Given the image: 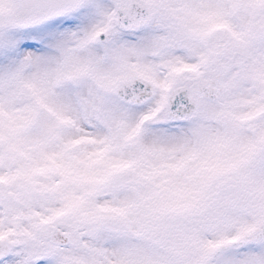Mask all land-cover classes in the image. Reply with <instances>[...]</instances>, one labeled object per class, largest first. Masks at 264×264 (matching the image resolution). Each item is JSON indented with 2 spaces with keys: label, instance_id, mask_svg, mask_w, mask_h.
Instances as JSON below:
<instances>
[{
  "label": "snow or ice",
  "instance_id": "1",
  "mask_svg": "<svg viewBox=\"0 0 264 264\" xmlns=\"http://www.w3.org/2000/svg\"><path fill=\"white\" fill-rule=\"evenodd\" d=\"M0 264H264V0H0Z\"/></svg>",
  "mask_w": 264,
  "mask_h": 264
}]
</instances>
